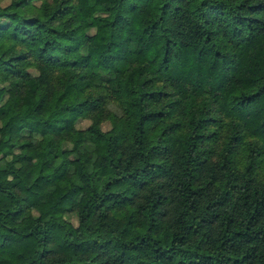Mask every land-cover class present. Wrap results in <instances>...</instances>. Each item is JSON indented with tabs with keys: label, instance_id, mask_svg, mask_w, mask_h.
I'll return each mask as SVG.
<instances>
[{
	"label": "trees",
	"instance_id": "16d2710c",
	"mask_svg": "<svg viewBox=\"0 0 264 264\" xmlns=\"http://www.w3.org/2000/svg\"><path fill=\"white\" fill-rule=\"evenodd\" d=\"M1 39L0 264H264V0H0Z\"/></svg>",
	"mask_w": 264,
	"mask_h": 264
},
{
	"label": "rangeland",
	"instance_id": "374dc122",
	"mask_svg": "<svg viewBox=\"0 0 264 264\" xmlns=\"http://www.w3.org/2000/svg\"><path fill=\"white\" fill-rule=\"evenodd\" d=\"M0 44L2 45V50H7L10 47V41L7 39H1ZM35 92V89H34ZM148 223L147 217L145 215H142L140 217L135 218V222L133 224V228L131 229V232L143 230Z\"/></svg>",
	"mask_w": 264,
	"mask_h": 264
}]
</instances>
